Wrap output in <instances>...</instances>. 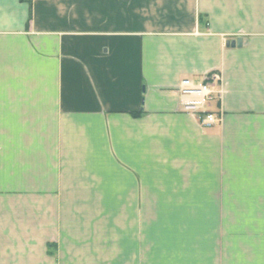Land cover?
<instances>
[{"label": "crops", "instance_id": "crops-1", "mask_svg": "<svg viewBox=\"0 0 264 264\" xmlns=\"http://www.w3.org/2000/svg\"><path fill=\"white\" fill-rule=\"evenodd\" d=\"M239 38L241 47L227 45ZM213 72L221 79L209 80L216 93L207 110L219 121L203 126L183 110L178 87ZM257 128H264V0H0V196L17 201L13 210L0 203V214L9 213L0 222L8 259L73 264L45 252L70 242L64 203L81 199L80 186L91 187L93 201L108 202L112 191L125 201L132 191L142 217L145 166H172L192 146L201 155L209 137L235 154L247 144L240 130L247 138ZM111 164L117 182H105ZM217 178L208 195L221 188ZM185 261L221 264L213 257L168 264Z\"/></svg>", "mask_w": 264, "mask_h": 264}, {"label": "rangeland", "instance_id": "rangeland-1", "mask_svg": "<svg viewBox=\"0 0 264 264\" xmlns=\"http://www.w3.org/2000/svg\"><path fill=\"white\" fill-rule=\"evenodd\" d=\"M263 130L248 131L247 138L240 130V140L247 142L243 152L231 153L234 147L221 146L219 140L209 137L206 150L200 147L201 155L192 146L191 153L185 148L184 154L170 160L173 167L162 162L145 166L142 217L135 211L134 192L125 191V201V196L115 191L108 202L93 201L91 187L80 186L81 199L64 203L63 231L70 242L62 248L49 243L45 255L53 263L71 259L73 264H168L170 259L212 257L220 259L221 264H264ZM77 141L79 144L84 140L80 136ZM67 146H76L74 139H69ZM242 147L241 144L236 149ZM221 164L224 170L220 173ZM105 172V182H117L113 179L118 178V166L111 164ZM182 172L192 176L187 179ZM64 173L68 174L66 170ZM216 176L221 188L208 195L214 189ZM0 198L4 208H15L17 201L12 196L3 194ZM1 213L0 222L9 215L2 209ZM2 236L0 233V246L4 243ZM7 252L0 247V264H22L23 258H6ZM19 252L28 255L26 250ZM37 257H30L31 264L40 263ZM135 259L143 262H134ZM183 263L192 264H179Z\"/></svg>", "mask_w": 264, "mask_h": 264}, {"label": "built area", "instance_id": "built-area-1", "mask_svg": "<svg viewBox=\"0 0 264 264\" xmlns=\"http://www.w3.org/2000/svg\"><path fill=\"white\" fill-rule=\"evenodd\" d=\"M210 79L219 80L221 77L217 73H213L202 83L183 79L178 87L183 110L196 116L206 126L219 121L215 113L207 110L208 103L215 99L216 93L209 82Z\"/></svg>", "mask_w": 264, "mask_h": 264}, {"label": "water", "instance_id": "water-1", "mask_svg": "<svg viewBox=\"0 0 264 264\" xmlns=\"http://www.w3.org/2000/svg\"><path fill=\"white\" fill-rule=\"evenodd\" d=\"M242 44H243V40L241 38L234 39V40H231V41L227 42V45L228 46H232V47H236V46L241 47Z\"/></svg>", "mask_w": 264, "mask_h": 264}, {"label": "trees", "instance_id": "trees-1", "mask_svg": "<svg viewBox=\"0 0 264 264\" xmlns=\"http://www.w3.org/2000/svg\"><path fill=\"white\" fill-rule=\"evenodd\" d=\"M23 1H25V2H29V3L32 2V0H23ZM134 115H135V116H140V113H134Z\"/></svg>", "mask_w": 264, "mask_h": 264}]
</instances>
